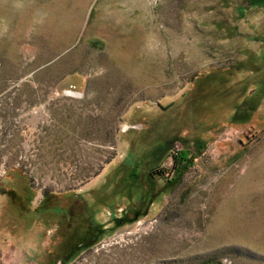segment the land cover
<instances>
[{"label":"rangeland","instance_id":"obj_1","mask_svg":"<svg viewBox=\"0 0 264 264\" xmlns=\"http://www.w3.org/2000/svg\"><path fill=\"white\" fill-rule=\"evenodd\" d=\"M0 168V264H264V0H0Z\"/></svg>","mask_w":264,"mask_h":264},{"label":"crops","instance_id":"obj_2","mask_svg":"<svg viewBox=\"0 0 264 264\" xmlns=\"http://www.w3.org/2000/svg\"><path fill=\"white\" fill-rule=\"evenodd\" d=\"M9 175L11 178L9 179V182L7 183L9 186L8 190L12 191L14 193V199H12V200H13V205L15 206L16 210L23 209V205L28 203L27 198L29 197V195L32 192L35 193L36 199L39 197L41 199H44L46 197V194H40L37 191V189L32 187V184L30 182L29 177L21 169L16 168V167L10 168ZM4 187H5V185H4ZM84 187L79 189V191H83ZM62 194H63V196H64V194H66L65 197L61 196V198H58V197H60V195L57 193L55 195H59V196H56L57 197L56 199H58V201L63 203V202H65L66 199L68 200L70 197H73L75 193L72 191H66ZM5 198H6V196L3 194V192H0V202H3L1 210H5L6 203L10 204L9 200H6ZM76 198H77V195H75L73 197V200H76ZM54 201L57 202V200H55V199H54ZM8 204H7V209L10 208Z\"/></svg>","mask_w":264,"mask_h":264},{"label":"trees","instance_id":"obj_3","mask_svg":"<svg viewBox=\"0 0 264 264\" xmlns=\"http://www.w3.org/2000/svg\"><path fill=\"white\" fill-rule=\"evenodd\" d=\"M174 136L163 143V146L159 150V148L155 149L152 152V159H154V168L151 169L152 176L156 177L160 175V171H158L160 165L166 158L172 159L174 162V176L169 180L170 184H180V181L184 175V173L192 166L194 159L187 158V151H180L181 143L176 140H172ZM178 147V148H177ZM160 152V153H159ZM176 182V183H174ZM204 264H216L208 261Z\"/></svg>","mask_w":264,"mask_h":264},{"label":"bare ground","instance_id":"obj_4","mask_svg":"<svg viewBox=\"0 0 264 264\" xmlns=\"http://www.w3.org/2000/svg\"><path fill=\"white\" fill-rule=\"evenodd\" d=\"M75 95H78V94H75Z\"/></svg>","mask_w":264,"mask_h":264},{"label":"built area","instance_id":"obj_5","mask_svg":"<svg viewBox=\"0 0 264 264\" xmlns=\"http://www.w3.org/2000/svg\"><path fill=\"white\" fill-rule=\"evenodd\" d=\"M178 148V147H177ZM1 169V168H0Z\"/></svg>","mask_w":264,"mask_h":264}]
</instances>
